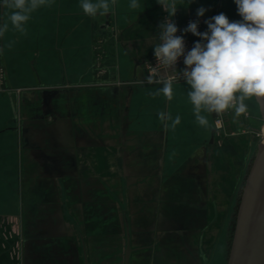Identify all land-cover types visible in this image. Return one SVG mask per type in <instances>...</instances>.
Segmentation results:
<instances>
[{
    "label": "crops",
    "instance_id": "1",
    "mask_svg": "<svg viewBox=\"0 0 264 264\" xmlns=\"http://www.w3.org/2000/svg\"><path fill=\"white\" fill-rule=\"evenodd\" d=\"M131 2L109 0L108 13L91 17L81 0H49L22 34L0 0L12 89L0 94V264H125L128 246L130 264H200L224 190L215 174L247 171L242 115L229 109L235 134L224 145L221 113L202 111L201 127L185 80L173 82L171 100L153 95L162 82L139 83L168 13L158 0ZM175 4L180 25L220 13L231 22L230 0ZM167 115L181 118L174 130Z\"/></svg>",
    "mask_w": 264,
    "mask_h": 264
},
{
    "label": "clouds",
    "instance_id": "2",
    "mask_svg": "<svg viewBox=\"0 0 264 264\" xmlns=\"http://www.w3.org/2000/svg\"><path fill=\"white\" fill-rule=\"evenodd\" d=\"M3 4L14 9L9 20L13 28L24 34V25L30 19L31 12L49 4V0H2ZM237 12L242 18L239 21H229L220 13L206 20L207 31H198L199 21H190L183 32H191L200 37L194 47L185 54L184 39L176 35L177 25L173 22L177 7L175 0H158V3L168 13L166 19L159 25L161 43L154 47V55L160 64L172 69L178 58L184 57L185 68L182 77L190 91L188 98L193 105L196 122L201 127H208L209 121L203 112L210 114L224 113L234 109L236 117L247 113L245 100L253 96L264 98V0H234ZM115 5V0H111ZM50 6V5H49ZM80 7L88 16L95 17L97 13L104 15L110 10L109 0H81ZM130 8L141 7L138 0H132ZM206 9H197V16L202 17ZM8 30V23L0 26V37ZM11 47V44H9ZM2 52V49H0ZM177 76L153 80L148 77V83H163V88L153 95L161 93L171 100L173 82ZM161 120L165 113H159ZM171 120L170 127L174 130L180 124L177 115ZM169 127V125H165Z\"/></svg>",
    "mask_w": 264,
    "mask_h": 264
},
{
    "label": "water",
    "instance_id": "3",
    "mask_svg": "<svg viewBox=\"0 0 264 264\" xmlns=\"http://www.w3.org/2000/svg\"><path fill=\"white\" fill-rule=\"evenodd\" d=\"M254 99L264 120V98ZM128 246L125 264H130ZM227 264H264V143L246 171L232 221Z\"/></svg>",
    "mask_w": 264,
    "mask_h": 264
},
{
    "label": "rangeland",
    "instance_id": "4",
    "mask_svg": "<svg viewBox=\"0 0 264 264\" xmlns=\"http://www.w3.org/2000/svg\"><path fill=\"white\" fill-rule=\"evenodd\" d=\"M231 9V22L232 21H239L242 18L239 16L237 12V5L235 4L234 0H230V7ZM245 104L247 105V113L242 115L243 119H245L246 124L248 126V152H247V159L248 165L247 169L251 163L253 155L257 149L255 143L252 142L251 132L256 135V139L260 138L262 132L264 130V122L261 121V115L258 108V105L254 99V96L251 98L246 99ZM234 110V109H232ZM230 111L227 110V113H222V123L221 128H216L217 138H219V142L224 144L227 142L224 138L233 137L235 131L232 133H228V128L226 125V119L229 116ZM244 121V120H243ZM216 123V121H215ZM255 128L261 132L259 135L255 132ZM252 130V131H250ZM254 137V136H253ZM260 142V141H259ZM258 146V145H257ZM232 169V168H231ZM234 169H237L234 172ZM245 166L241 168H234L233 172L222 174L217 173L215 174V179L217 184H221L223 181L224 190L223 188L218 190L216 189V194L219 196L220 199V206L219 209V216L218 219L213 223L211 227L210 237L207 238L206 244L204 246V251L199 253L198 259L200 260V264H227V257H228V249L229 243L231 238V229H232V221L235 213V208L238 201V195L243 185V181L245 178ZM222 180V181H221ZM217 187V185H216ZM219 187V186H218ZM223 187V186H221Z\"/></svg>",
    "mask_w": 264,
    "mask_h": 264
},
{
    "label": "built area",
    "instance_id": "5",
    "mask_svg": "<svg viewBox=\"0 0 264 264\" xmlns=\"http://www.w3.org/2000/svg\"><path fill=\"white\" fill-rule=\"evenodd\" d=\"M167 17V16H166ZM166 17H164L162 19V22L166 19ZM173 22L177 25L178 27V32L176 33V35L178 36H182L184 39V46H185V54L190 51L196 42L200 41V37H197L195 35H193L191 32H183V29H185L190 21H199L198 23V31L200 32H205L207 31V24L205 23L206 19H202V18H188L183 24H179L177 23V21H175L172 18ZM161 22V23H162ZM161 43V41H160ZM0 49H2V52H0V94H10L12 92L11 87L8 84V77H7V70H6V66L4 63V57H3V47H2V43L0 40ZM184 57L181 56L180 58H178L176 64L174 65L173 68H185V64H184ZM170 68H166L163 64H160V62L157 60V58L155 57L154 53L151 57V60L149 61V63L147 64L146 70L148 73V77H153V80H162L157 76V73L161 70H169ZM143 80L141 82H139L140 84H147V80ZM184 80L182 75H178L177 79L174 81H181ZM155 83V82H153ZM21 93V91H17V94ZM222 113L220 115L217 116L216 118V128H221V123H222ZM260 144L264 143V134L262 133V135L260 136Z\"/></svg>",
    "mask_w": 264,
    "mask_h": 264
},
{
    "label": "bare ground",
    "instance_id": "6",
    "mask_svg": "<svg viewBox=\"0 0 264 264\" xmlns=\"http://www.w3.org/2000/svg\"><path fill=\"white\" fill-rule=\"evenodd\" d=\"M262 133L264 134V131Z\"/></svg>",
    "mask_w": 264,
    "mask_h": 264
}]
</instances>
